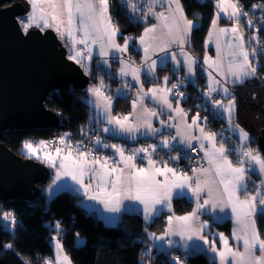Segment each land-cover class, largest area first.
<instances>
[{"label": "snow or ice", "instance_id": "snow-or-ice-1", "mask_svg": "<svg viewBox=\"0 0 264 264\" xmlns=\"http://www.w3.org/2000/svg\"><path fill=\"white\" fill-rule=\"evenodd\" d=\"M126 2L133 12L137 11L133 0H126ZM150 2L153 4V7L148 9V12L160 21L159 27L162 28V31L157 34V25L145 28L144 34L139 40L140 44L144 46L145 62L147 63L149 59V48H152L153 51L165 53V56L159 61L163 65L169 60L167 49L170 45L176 43L182 49L190 36L194 24L184 16L179 0H165L168 7L166 11L159 13L155 11V4L161 3V0H150ZM28 3L31 5L32 11L27 16V22L22 21L25 34H28V30L33 26L40 28L41 31L53 28L61 39L67 38L71 43L72 54L68 56V59L84 67L86 74L89 72V66L86 62H90L92 59L93 45L99 44L98 54L103 58L102 62L105 65L108 64L106 58L112 50L120 53L128 51V39H125L123 45L115 42L118 30L112 24L109 16V0H28ZM173 4H175V8L172 7ZM217 8L219 9L217 19L212 21L217 35V53L219 56V37L229 32L233 33L239 41L235 45L239 49V52L231 51L233 45L229 44L230 51L228 55L233 57L240 55L243 57V60L240 63L229 61L227 72L235 78L236 82L242 83L245 79L254 76L256 73V68L252 66L249 59V52L244 48L243 36L238 34V29L235 26L229 29L216 28V25L221 12L228 15L230 19H235L237 23L240 16H247V13H242L238 0H217ZM229 9H231L230 13ZM177 13H179L178 17ZM251 23V20H249V26H251ZM77 33L81 34L79 39L77 38ZM209 35L211 37L212 33ZM146 37L148 38L147 41ZM77 44L83 45V49L76 48ZM255 52L256 50L253 49L252 55H255ZM181 54L186 56L185 64L187 65L189 74H194L193 64L195 61L185 53L182 52ZM171 60L176 61L175 53L171 54ZM209 61L210 58L205 57V63H209ZM120 63L122 67L119 69V75L125 77L129 75L130 71L132 79L140 83L141 69L133 67L122 59ZM176 63L179 64V61H176ZM210 66H215L220 71V74L224 75L222 65L218 61H213ZM156 67L157 60H151L148 63L146 74H153ZM209 80V92L205 95L211 97V93L217 90L212 85L219 84L220 82L214 80L211 73L209 74ZM164 81L165 87H153L148 89L147 92L144 91L143 84L140 85L137 92V100L133 101L132 105L133 115H135L137 104L139 103L142 106L145 97L157 100L161 105H166L168 109L173 108L168 94L172 92V89H176L178 85L173 84L171 88H168L166 86L168 77H165ZM104 87L103 80H101L99 86L88 89V92L95 97V100L90 101V103H93L97 110L102 109L106 123L113 126L112 129L105 127L103 129L104 132L115 130L120 133L130 134L139 131L141 126L146 129L145 135L149 133L155 134L159 131V129L152 127L150 121L151 117L158 115L154 110L142 108V113L136 116L135 123L129 122V116H113L111 114L112 97L102 90ZM124 87H128V85L125 84ZM223 91L225 94L228 93L227 88H224ZM178 95L182 96L183 94L178 93ZM212 103L217 109H222V113L219 114L220 116L223 113H227L231 126L232 113L235 108L234 99L230 100L227 105H223L219 100H213ZM174 111L180 116V122L170 125L176 128L177 133L171 139L176 140L179 137V143L185 144L188 148H193L192 142L194 140L201 141L200 150L204 152V159L209 165L208 167L193 168V176L169 167L166 162L162 166H159L158 162L152 159V153H155L156 145L135 149L131 155L126 156L122 147L115 144H104L105 148H114L119 154L120 161L114 163L123 164V167L114 166L111 168L108 167L109 162L107 158H105L103 163H101L99 158L90 160L91 153L89 151H81L80 145H77L74 149L71 148L66 142L65 137H61L59 141L60 144L65 145V148L57 147L55 155L42 151V149L48 147V142L44 141H41L37 146L25 143L24 148L27 150L28 158H35L41 163L57 169L56 181L60 180L63 176L70 177L77 184L81 185L88 199L103 203L105 208L110 212H119L124 199L135 200L144 205V219L149 221L164 208H167L169 212L172 211L171 201L173 195L181 197L187 196L190 193L191 197H194L196 200V208L187 215H169L168 225L163 235L156 236L155 233L149 234V238L155 241H165L166 237L179 236L180 240L184 242L183 248L190 249L193 252L201 251L202 249L199 245L188 243L189 241L201 240L204 244H209L208 239L203 235L207 222L200 221V214L206 209L211 212H215L217 209L220 212H224L226 208H229L238 225V228L233 231V237L237 241H242L243 250L241 251L238 248L229 246L228 238L223 233H220L219 238L223 248L218 250L215 241H212L210 244L211 251L219 257L220 264H264V239L261 238L256 228L255 220L257 214L264 217V195H262L260 189H257L255 195H246L244 199L240 198L241 192L247 193L248 173L256 171V168H252L251 166L255 165L259 173L264 174V156H261L259 152L254 154L252 149L246 148L242 144L239 149L242 159L234 164L228 158L229 149L225 146V143L220 141L217 144L216 133L207 132L204 127L200 126L199 113L192 118L189 124L185 119L187 113L184 109L177 106ZM169 119L173 120L175 117L170 115ZM160 123L165 124L166 122L161 120ZM234 128L238 131L241 141L249 139L248 133L241 129L239 125H235ZM194 129L199 130V136L193 135ZM95 140L98 145L101 144L99 136ZM203 141H207L208 145H210L207 150H205ZM161 147L171 149L175 145L168 138H165L161 143ZM62 152L66 154L61 155ZM74 152L75 155L73 154ZM139 153L145 154L148 167H137L134 163ZM243 158H247L249 167H245L246 161ZM173 159L178 160L179 157H173ZM96 165H99V167L97 168ZM86 174H89L90 178L98 180L95 189L96 194L94 195H88L92 189V185L84 183V176ZM157 176H162L164 179L162 181L157 180ZM108 185H111L110 190ZM202 197L206 198L202 199ZM257 204L260 205L259 208ZM157 205L160 208H157ZM3 219L6 221L10 220L13 225L16 223L15 217L11 213H4ZM56 227L59 228V224ZM174 243L171 239L167 240L169 248ZM6 247L10 248L11 245H6ZM56 249L58 253L57 264H59L61 259L59 253L62 251V245L59 241L56 243ZM257 250L260 253L259 255L256 254ZM62 259L64 264H70L67 256H63ZM171 260L175 264H184V261L180 257H172ZM46 264H50V262L46 261Z\"/></svg>", "mask_w": 264, "mask_h": 264}, {"label": "trees", "instance_id": "trees-1", "mask_svg": "<svg viewBox=\"0 0 264 264\" xmlns=\"http://www.w3.org/2000/svg\"><path fill=\"white\" fill-rule=\"evenodd\" d=\"M216 1L181 0L186 16L194 23L197 22L188 42V49L198 58L197 83L187 85L189 96L185 100L187 104L197 109L200 102H208L204 96L207 84L203 58L208 50L206 39L217 12ZM109 2L112 20L120 30L118 39L121 42L124 39L130 40L128 52L133 54L131 56L135 60L134 55L138 54L135 46L136 39L150 22L145 16L148 10L147 0L146 3L143 0H133L137 7L135 12L128 7L126 0H109ZM238 4L242 13H247V16H241L240 23L247 38L251 36L248 43L256 48L252 41L254 37L259 43L258 49L256 48L258 54L259 52L261 54L264 52V0H238ZM249 20L252 22L251 26L248 24ZM134 52L137 53L134 54ZM260 58L257 56L252 58L253 63L257 65V76L254 75L242 83L232 85L231 94L239 114L247 107H252L251 112L257 114L258 109L254 107L255 101L257 98L264 97V77L261 74L264 67ZM137 62H140V58H137ZM113 64L107 67L99 56L93 57L88 65L87 74L91 79L89 85H100L103 80L107 88L119 86L121 81L116 65ZM157 74L158 77L171 74L172 80L178 78L171 63L159 66ZM88 86L70 87L51 92L46 104L60 115L61 123L57 127L8 130L4 133L3 142L15 152L25 155L23 148L25 141L29 139L41 142L51 135L66 134V138L72 142L88 140L92 128L97 126L94 107L88 100ZM129 98L117 96L116 110L128 111ZM218 117L212 118L214 120L212 126L216 127L217 131L221 130L220 133L223 134V131H227L224 127L226 121ZM225 140L233 155L232 141H236L237 138L231 133ZM250 144L259 148L258 136L255 137L253 134ZM51 179H53L52 176L48 183L40 185L41 192L36 193L33 199L0 201V264H44L47 258L54 255L53 241L57 236H60L64 253L72 259L74 264H175L171 258L177 253L180 254L184 264H217L215 260L200 251L184 253L175 250L172 253L159 251L153 255L147 254L146 230L164 229L167 211H163L148 225L144 217L137 212H125L118 224L109 225L96 210L84 205L81 194L69 188H63L51 198L48 197L45 186L50 184ZM191 203L189 199L178 198L174 203V211L187 210ZM4 213H11L16 223L13 225L10 220H4ZM258 222L264 236V217L258 216ZM57 224L59 228L56 227ZM80 238H84L85 241L80 243Z\"/></svg>", "mask_w": 264, "mask_h": 264}, {"label": "crops", "instance_id": "crops-1", "mask_svg": "<svg viewBox=\"0 0 264 264\" xmlns=\"http://www.w3.org/2000/svg\"><path fill=\"white\" fill-rule=\"evenodd\" d=\"M22 1L26 5V16H25V18H26L31 13L32 8H31V5L28 3V0H22ZM147 3H148V6H147L148 9L153 7V4L150 2V0H147ZM179 3L181 5V7L183 8L181 0H179ZM167 7H168V5L165 2V0H161V3L155 4V11L157 13H159L161 11H166ZM172 7L175 8V4H173ZM216 7H217V1H216ZM218 11H219V9L217 8V12ZM217 12H216V15L214 16V19H217ZM230 12H231V9H229V13ZM183 13H184V16L188 20H190L186 16L184 8H183ZM176 15L178 17L179 13H177ZM109 16L111 18L112 24L118 30L117 35L115 36V42L117 44L122 45L121 42L118 41V36L120 34V30L118 29L116 24H114L112 17H111V14H110V2H109ZM145 16H146V19H149V21H150L149 24L145 28H150L153 25H157L158 26L157 27V34H159L162 31V28L159 27L160 21H158L154 15L150 14L148 12V10L145 12ZM241 16H240V18H241ZM240 18H239V22L237 23V21L235 19H230L228 15L221 12L220 17L217 20L216 28H229V29H231L234 26L237 27L238 34L243 36L244 48L246 51L249 52V59H250V57L251 58L255 57L252 55V51L250 50V47H251V45L253 46V44L248 43V40L246 38L247 36L244 35L245 34L244 28H243L242 24L240 23ZM193 24L195 25L194 22H193ZM145 28H144V30H145ZM210 33H212L211 37L209 35ZM143 34H144V31L142 32V34L140 36H138V38L136 39V42H135V46H136L137 51H138V54L136 56L134 55V59L136 61L132 59L133 54L131 52L127 51L125 53H120V52H116L115 50H112L110 52L109 56L106 58L108 60V64L107 65L104 64V65L109 67V66L114 65L113 63H115L116 68H117L118 77H119L121 82H120L119 86H117V87H113V88L104 87L102 90L107 95L112 97L111 114L113 116H119V117L129 116L130 117L129 122L135 123L136 116L140 115L142 113V108L154 110L158 113V115L151 117L150 121H151L152 127L155 129H159V131L156 132L155 134L149 133V134L145 135L146 129L143 126H141L139 131L133 132L130 134L129 133H120V132L115 131V130L109 131V132H104L103 129L105 127L112 129L113 126L106 123L105 115H104L102 109L97 110L94 107L93 103H91L94 107V116H95V120H96V125L101 131V135H100L101 136L100 137L101 144H99L101 147V150L103 152L101 154L102 156H100V158H99L101 163H103L105 158H107L108 162H109L108 163L109 168L114 167V166L123 167V164L114 163V162L120 161V156L116 152V150L114 148H111V147L105 148L103 146L104 144H107V145L115 144V145L122 147L125 151L126 156L131 155L135 149L142 148V147H148L149 145H156V151H155V153H152V159L156 160L158 162L159 166H162L163 163L166 162L169 167L175 168L178 171H182V170H180V161L179 160H174L172 158V161H169V160H165L163 157V155H164L163 153L165 151H174L175 152L179 149L188 148L185 144L179 143V139H180L179 137H177L176 140L171 139L172 137L176 136L177 133H176V128L171 127L170 125L178 124L180 122V116H178L177 113L174 111V109L177 106L184 109V111L187 113V116L185 119H186L187 123H189V124L191 123L192 118L195 117L197 115V113H199V124H200V126L204 127L207 132L216 133L217 144H219L220 141H223L225 143V146L229 149L228 144L225 142L226 137L220 133L221 130L218 129V131H217L216 127L212 126V123L214 122L213 119H215V118L209 119L208 117H206L207 112H205V111L202 112L200 109L192 107L190 104H187L185 102V100L189 96V90L186 88L187 85L189 83H195V84L197 83L196 82V77H197L196 69H197L198 58L190 51V49H188V42L190 40L191 33H190V36L188 37L187 41L184 43L182 49L176 43L171 44L170 47L167 49V54L169 56V60L166 64L171 63L174 72L178 76V78H175L174 80L171 79V74H166L162 77H158L157 68L159 66L166 65V64L161 65L159 62L160 59L165 56L164 52L153 51L152 48H149V52H148L149 59H148L147 63L145 62L144 46L140 44V40H139V38ZM80 35H81L80 33H77L78 39L80 38ZM62 40L64 41V43L68 47L69 55L72 54L71 43L67 40V38L62 39ZM147 40H148V38L146 37V41ZM219 43H220V52H219V56H218L217 52H216V54H214V51L217 50L216 30L213 28V24H211V27H210V30H209V33H208V36L206 39V46H207L208 50H207V52L203 58L204 74L206 75L205 82L207 84L206 92H204L205 94L209 92V84H210L209 74L210 73H211V76L214 78V80L220 82L219 84H213L212 85L215 88L218 85L221 86L222 83L229 84V85L241 83V82H236L235 78L232 77L227 72L229 61H233L234 63H240L243 60V57L240 55H236L234 57L228 55V53L230 51V49L228 47L229 44L233 45L231 51H234L237 53L239 52V49L237 47H235V45H237L239 43V41L235 38L233 33L229 32V33L219 37ZM80 46H82V47H80ZM83 47H84L83 45H79V44L76 45V48H78V49H83ZM182 52L185 53L187 56L192 57L193 60L195 61V63L193 64L194 74H189L188 69H187V65L185 64L186 56L182 55L181 54ZM98 53H99V44L93 45L92 46V55H93L92 58L95 56H99ZM136 53L137 52H134V54H136ZM172 53L176 54V61H179V64H177L176 61L171 60V54ZM205 57L210 58L209 63H205ZM137 58H140V62H137ZM100 59L102 60L103 58L100 57ZM121 59L127 61L133 67L141 69V71H140V83H137L135 80L132 79L130 71H129V75H127L125 77H121L119 75V69L122 67V65L120 63ZM151 60H157V67H156V70L153 74L147 75L146 74L147 66H148V63L151 62ZM213 61H218L222 65V70L224 72V75H221L220 71H218V69L215 66H210V64ZM90 62H86V63L89 65ZM165 77H168V81H167V85H166L168 88H171V86L173 84L178 85V87L176 89H172V92H170L168 94L169 101L172 103L173 108L168 109L166 105H161V103H159L157 100H153L149 97H145L143 99L142 106L139 103L137 104V108L135 110V115H133L132 105H133V101L137 100V92L140 88V85L143 84V88H144L145 92H147L148 89H151L153 87L163 88V87H165V81H164ZM251 77H253V76H251ZM251 77H249V78H251ZM247 79H245V80H247ZM125 84H127L128 87H124ZM94 86H99V85H97V84L89 85L88 89L92 88ZM207 89H208V91H207ZM110 91L112 93H110ZM87 93H88L89 102L94 101L95 97H93L90 92H87ZM178 93H182L183 95L180 96V95H178ZM212 93L214 94L215 97L212 96ZM212 93H211L210 98L207 95H204V96L206 97V99L210 103V106L213 108V110L216 111V116H217L218 114L222 113V109H217L214 106V104L212 103V101L214 99H216V100L221 101L222 104H225V103H223L225 100H229V101L233 100L234 98L232 97V94H231L232 88L231 89L229 88L228 93L225 97L221 96V94H219L217 91H214ZM117 96L130 97L129 98L130 99V108L128 111L122 112V111L116 110ZM234 104H235V108H236L237 105H236L235 99H234ZM235 108H234V110H235ZM170 115L172 117H175V119L170 120L169 119ZM250 115H248L249 118H251L254 114L251 113ZM219 117L223 118L225 120L224 113L222 114V116L219 115ZM238 119L243 124V126H245L249 130L250 133L248 136L249 139L247 141H241L240 138L237 136L236 132H234V131L228 132L229 134H231V133L234 134V136L237 138L236 141H232V143L234 144L233 145L234 146V154L231 155L230 149L228 152V158L234 164H236L240 159H242V157L239 154V149H240L242 144L246 148L252 149L254 154L256 152H259L260 155L263 156L261 153L260 147L258 148V147H255L254 144L253 145L250 144L252 137H253V134H255V133H253V130L251 129V124L250 125L247 124L246 120H241L240 114L238 116ZM161 120L165 121L166 123L161 124L160 123ZM262 128H264V127H262ZM262 128L260 129L258 136L261 134L260 132H261ZM193 135L199 136L200 135L199 130L194 129ZM63 136L66 138V134ZM165 138H168L171 141V143L173 145H175V147L171 148V149L161 147V143ZM200 143H201V141H198V140H194L192 142L193 145L198 144L199 146H200ZM203 143L205 144V150H207V148L210 147V145H208L207 141H203ZM201 153H202V159L204 161V164L199 165L196 168L209 166L207 161L204 159V152L201 151ZM74 155H75V152H74ZM173 157H175V156H173ZM89 159L92 160L95 158L89 157ZM243 159H245V161H246L245 167L246 168L249 167V164L247 163V158H243ZM134 163L137 165V167H148V161L145 158L144 153H139L136 156ZM96 167L98 168L99 165H96ZM251 167L256 168V171H250L248 173V176H247V193L241 192L240 193L241 199H244L246 195H249V196L255 195L257 190L254 187V183H255V180L257 181L258 178H263L259 182L260 186H262V184H264V174H260L258 171V168L255 165H252ZM183 172L187 173L189 176L194 175L192 170L189 172H186V171H183ZM156 179L162 181L164 179V177L157 176ZM84 183L92 185V189L89 191L88 195L96 194L95 189H96V185L98 183V180L96 178H90V175L86 174L84 176ZM65 185H66L65 187L70 188L71 190L81 194L82 195V202L84 203V205L87 206L89 209L96 210L99 213V215L102 217L104 222L109 224V225L118 224L121 221L122 216L125 212H137V213H140L144 217V205L140 204L139 201L124 199L121 206H120L119 212H110L105 208L103 203H101L97 200L88 199V196L85 195L84 189L81 187L80 184H77L75 181H66ZM108 187L110 190L111 185H108ZM262 195H264V187H263ZM178 198L189 199L192 202L191 206L187 210H182V212H179L178 210L174 211V208H175L174 203H175L176 199H178ZM204 198H206V197H202V199H204ZM171 207H172L171 212H169L167 208H164L162 211H159L151 220H149V221L145 220V223L148 225L149 222H151L155 217L160 215L163 211L168 212L166 215V218H165L164 229H162L161 231L146 230V233H145L146 234V240H147L146 252L149 255H153L159 251H164L166 253H172L175 250H180V251H183L184 253H189V252L193 253V251H191L190 249L183 248L182 245L184 242L180 240L179 236L166 237L165 241H155V240H152L149 238V234H151V233H155L156 236L163 235V233L165 232V229L167 228V225H168V216L169 215L175 214L176 216H183V215H187V214L191 213L196 208V200L194 197H191L190 193L187 196H181V197H177V196L173 195V198L171 201ZM183 207H185V206H183ZM257 207L259 208L260 205L257 204ZM157 208H160V206L157 205ZM258 216H260V215L257 214L255 217L256 228L259 231L261 238L264 239V236L261 232L260 225L258 222ZM199 218H200V221H206L207 222V227L204 229L203 235L206 236V238L209 241V244H204V242L201 240L189 241L188 242L189 244L195 243V244L199 245L200 248L202 249L200 252H203L209 258L215 260L217 264H220L219 257L216 255V253H213L211 251L210 244L212 241H215V245H216V248L218 250H221L223 248L222 242L220 241V238H219L220 233H223L224 236L228 238L229 246H231L233 248H238L241 251L243 250L242 241H237L233 237V231H234V229L238 228V225L236 224V221L233 218L231 210L229 208H226L224 210V212H220L218 209L215 212H211L210 210L206 209V210L202 211ZM168 239H171L172 241L175 242L171 248H169L167 245ZM256 254L257 255L260 254L258 250H257Z\"/></svg>", "mask_w": 264, "mask_h": 264}, {"label": "water", "instance_id": "water-1", "mask_svg": "<svg viewBox=\"0 0 264 264\" xmlns=\"http://www.w3.org/2000/svg\"><path fill=\"white\" fill-rule=\"evenodd\" d=\"M22 0H0V201L33 199L51 177L49 166L3 142L8 130L57 127L60 115L46 104L54 90L84 88L90 76L69 60V50L53 28L22 26ZM258 145L264 150V128Z\"/></svg>", "mask_w": 264, "mask_h": 264}, {"label": "rangeland", "instance_id": "rangeland-1", "mask_svg": "<svg viewBox=\"0 0 264 264\" xmlns=\"http://www.w3.org/2000/svg\"><path fill=\"white\" fill-rule=\"evenodd\" d=\"M144 1V3H146V0H143ZM264 9V8H263ZM26 16V15H25ZM23 22H27V17L25 18H23ZM195 23H197V22H195ZM244 33H245V30H244ZM244 35H246V33L244 34ZM247 38V37H246ZM251 39V36H249L248 38H247V40H250ZM129 40V39H128ZM118 41L119 42H121L119 39H118ZM124 41H125V39H124ZM124 41H122L121 42V44L123 45L124 44ZM131 42H130V40H129V44H130ZM256 46V45H255ZM80 47H82V46H80ZM253 49H255L256 50V52H255V55H253V56H257V57H261L260 56V53L258 54V51H257V49L255 48V47H253L252 45H251V47H250V50L252 51ZM216 52H217V50L216 51H214V54H216ZM93 56V55H92ZM250 61H251V64H252V66L253 67H255L256 68V66L257 65H255L253 62H252V58L250 57ZM259 62V61H258ZM257 69H256V73H255V75L257 76ZM249 79V78H248ZM210 85V84H209ZM232 85L233 84H231V85H229V84H224V83H222V85L220 86V85H218L217 87H216V91L219 93V94H221V96H226L227 94H225L224 93V91H223V89L224 88H227L228 90H229V88L231 89L232 88ZM220 90V91H219ZM207 91H208V89H207ZM210 98V97H209ZM214 100H216V99H214ZM228 102H229V100H225L223 103H225V104H223V105H227L228 104ZM255 109H258V112H257V114L256 113H252L251 112V110H252V107H247L245 110H243L242 111V113L240 114V117H241V120H246V122H247V124H251V129L253 130V133H255L254 134V136L256 137V136H258L257 134H259V131H260V129L262 128V127H264V97H262L261 99H259V98H257V100L255 101ZM236 111V112H235ZM252 113V114H254L251 118H249V116L248 115H250V114ZM224 115H225V120H226V124H224V127L226 128V130L227 131H223V135L226 137L229 133V131L230 132H236L237 133V136L239 137V134H238V131L234 128V126L235 125H239V127L241 128V129H243L245 132H247L248 133V136H249V130L245 127V126H243V124L239 121V119H238V116H239V110L237 109V107L235 108V110L233 111V113H232V121H231V126H230V124H229V121H228V118H227V113H224ZM242 115V116H241ZM251 116V115H250ZM251 120V121H250ZM250 127V126H249ZM258 139H259V136H258ZM25 143H31V144H33V146H37V145H39L40 144V141H33V139H29V140H27V141H25ZM25 145V144H24ZM60 147V146H59ZM57 147H55V148H52V147H50V146H48L47 148H44V149H42V151H47V152H50L52 155H55V149H56ZM60 148H62L63 149V147H60ZM23 152H24V154L27 156V150L25 149V148H23ZM261 153H262V155L264 156V150H261ZM64 154H66V153H64V152H62L61 153V155H64ZM74 154V153H73ZM28 157V156H27ZM35 159V158H34ZM37 160V159H36ZM39 161V160H38ZM50 168V171H51V176L53 177V179H51L50 180V184H47L46 186H45V192H46V194L48 195V197H52L55 193H57V192H59V191H61L63 188H67V187H65L66 185H65V182L66 181H73L70 177H67V176H63L60 180H58V181H56L55 180V177H56V171H57V169L56 168H51V167H49ZM261 179H263V178H258L257 179V181L255 180V183H254V187H255V189L257 190V189H260V191H261V193H262V191H263V187L264 186H260V184H259V182H260V180ZM55 181V183H53ZM70 189V188H69ZM57 241H59V243L62 245V242H61V239H60V236H57L55 239H54V241H53V244H54V255L53 256H51V257H49V258H47L46 260H45V262H44V264H46V261L47 262H50V264H57V255H58V253H57V249H56V243H57ZM85 241V239L84 238H80V240H79V242L81 243V242H84ZM59 255H60V257H61V259H60V261H59V264H64V261H63V256H67L65 253H64V249H63V246H62V251H60V253H59ZM68 258H69V261H70V264H74V262L72 261V259L69 257V256H67Z\"/></svg>", "mask_w": 264, "mask_h": 264}, {"label": "built area", "instance_id": "built-area-1", "mask_svg": "<svg viewBox=\"0 0 264 264\" xmlns=\"http://www.w3.org/2000/svg\"><path fill=\"white\" fill-rule=\"evenodd\" d=\"M252 41H254V44L256 45V48L258 49V46H259L258 41L256 39H254V37H252ZM260 56H261L260 62L264 67V52H261ZM261 74L264 77V68H263ZM212 96H214L213 93H212ZM198 105H199V109L202 112H204V111L207 112L206 117H208L209 119L218 116V115L216 116V111L213 110V108L210 106V104H208V102L203 101V102H200ZM97 136L100 137V129L96 126L95 128H92L90 136H89L88 140H86V141L75 140L72 142V141L68 140V138H65V139L71 148L74 149L77 145H80V150L81 151H89L91 153V156H90L91 158H100V156H102L101 154L103 152L101 150L100 145H98L96 143L95 138ZM61 137H64V136L63 135H51V136L45 137L43 139V141L48 142V146H50L52 148L59 147V146L65 148V145L60 144V142H59ZM163 154H164L163 157L165 160H170L173 158V156H175V157L178 156L179 157L178 160L180 161V170L186 171V172H189L193 168H196L199 165L204 164V161L202 159V153L200 150V146L198 144L193 145V148L179 149L175 152L174 151H165ZM175 257H180V254L179 253L175 254Z\"/></svg>", "mask_w": 264, "mask_h": 264}]
</instances>
